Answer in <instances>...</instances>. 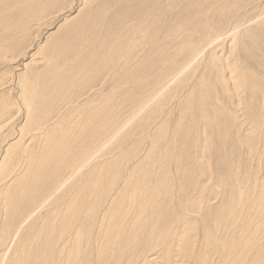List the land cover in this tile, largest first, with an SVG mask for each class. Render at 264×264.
Returning a JSON list of instances; mask_svg holds the SVG:
<instances>
[{
  "label": "bare ground",
  "instance_id": "obj_1",
  "mask_svg": "<svg viewBox=\"0 0 264 264\" xmlns=\"http://www.w3.org/2000/svg\"><path fill=\"white\" fill-rule=\"evenodd\" d=\"M70 1L0 0V264H264V5Z\"/></svg>",
  "mask_w": 264,
  "mask_h": 264
},
{
  "label": "rangeland",
  "instance_id": "obj_2",
  "mask_svg": "<svg viewBox=\"0 0 264 264\" xmlns=\"http://www.w3.org/2000/svg\"><path fill=\"white\" fill-rule=\"evenodd\" d=\"M98 1V0H97ZM147 1H150V0H147ZM258 1V3L256 2L255 4L253 3V4H251L250 6H246L245 8L246 9H248V10H250V11H248L249 13H251L252 14V12H254V13H256V12H259V9H262L263 8V5L264 4H262L261 2H262V0L261 1H259V0H257ZM73 2V3H72ZM70 1L69 3H68V6H67V8H65V9H62V10H60V13H55V14H53V15H49V16H46V17H44V21H40V24H39V26H38V28H37V32L38 33H36V34H34L35 36L29 41V42H26V43H31V41H32V43L31 44H33L34 43V39L35 40H37L39 37V35L41 34V31H45V33H47L48 31H46V30H48L49 29V32H53V31H56V25H58V24H61L62 22H63V18H61V20H59V22L56 24V25H51V23L53 22L52 20L54 19V17L56 18L57 16H59L61 13H63V14H68V10L70 9V7H73L72 5H74V4H77V6L79 7L77 10L74 8L73 10H71V13H69V14H71L70 16H74V15H76L77 13H78V10L82 7V4L81 3H79L77 0H73V1ZM76 2V3H75ZM72 3V4H71ZM94 2H92V4H93ZM261 3V4H260ZM95 4V3H94ZM259 6H258V5ZM262 5V6H261ZM256 6V7H255ZM252 7V8H251ZM252 9V11H251V9ZM257 8V9H256ZM257 11H256V10ZM85 10H87V7H84L83 9H82V11H81V13L79 14V15H77V17L78 16H80V15H82V14H84L85 13ZM247 12V13H248ZM246 13V14H247ZM250 14V15H251ZM50 27H51V29H50ZM55 27V28H54ZM48 28V29H47ZM62 31H64V30H62ZM62 31L61 32H59V33H62ZM58 32H55V34H54V36H53V38H58L61 34H59V35H56ZM48 34V33H47ZM36 35H38V36H36ZM52 38V39H53ZM35 45H36V43H34ZM228 46V47H227ZM227 46L225 45L224 46V50H226L227 48V50L226 51H224V53L226 54V53H229L228 51H229V49H230V47H229V44H227ZM47 47H48V45L45 47V49H43L42 51H41V53H39L38 54V56H40V55H42V56H44V54L46 53V50H47ZM227 47V48H226ZM211 51V50H210ZM218 51H220L219 49H218ZM23 52V51H22ZM21 52V53H22ZM221 52V51H220ZM20 54V53H19ZM23 54V53H22ZM221 55H222V53H220ZM204 56H203V58L205 59V58H207L209 55H208V53H204L203 54ZM230 55V54H229ZM228 55V56H229ZM11 55H9V56H7L6 57V55L5 54H3L2 52H0V63L2 64V63H7V62H9V63H12V62H15L16 60H10V59H14V58H9ZM18 56H20L21 57V54L20 55H18ZM37 56V57H38ZM232 60V59H231ZM28 61H30L29 59H28ZM42 61V60H41ZM41 61H39V62H41ZM242 61H244L245 63H248V62H250V60L249 59H247V58H245L243 55H242ZM0 64V69H2L3 68V64L1 65ZM38 64H41V63H38ZM11 68V67H10ZM11 70H13L12 68H11ZM203 66L201 65V66H199V68L197 69V73H202L203 71ZM227 70V72H228V69H226ZM11 72V71H10ZM5 73V72H4ZM4 73H0V81L1 80H3V82H6V84L4 83V84H2V85H0V92L1 91H4L5 90V93L7 92V96H8V94L10 95V97H11V99H17L18 97V93L19 92H17L16 90H17V87H16V81L15 80H13L14 78L12 77V76H14V74L11 72V73H9V77L7 78L6 77V75L4 74ZM205 73H208V71H205ZM2 74H4V75H2ZM214 75H215V73H214ZM2 76H4V78L2 77ZM186 77L187 76H181V78H180V80L178 81L179 83H180V81H181V79L183 80V79H186ZM9 81V82H8ZM15 84H13L12 82ZM191 81H193V79L191 80ZM1 84V83H0ZM11 84V85H10ZM9 86V87H8ZM14 88V89H13ZM7 89H9V91L7 90ZM14 91V92H13ZM16 91V92H15ZM9 92V93H8ZM169 92V91H168ZM10 93H12V94H10ZM14 94H15V96H14ZM13 97V98H12ZM151 108L153 107V105H151L150 106ZM126 116H127V113H123V112H121V117H122V119L124 120V122L122 123L123 125L125 124V119H126ZM133 123L130 125L131 126V128H127L125 131H122L120 134H119V136H117L116 135V137H114L113 139V141L111 142V143H109L108 145H107V147H106V149L105 150H110V151H115V152H121L122 150L121 149H123V148H125V147H127L128 146V143H129V140H130V138H128L127 137V135H126V133L129 131V129H132V127H133ZM232 137H233V135H229L228 136V138H227V140H226V142H227V145H226V148L228 149V152L229 151H232L233 149H236L237 151H238V153H239V159H240V161H244V159L246 158V156H247V147H248V151H250V149H252V148H255V143L256 142H258L259 143V141H262V140H260L259 138H260V136L258 137V140H254L255 141V143L253 144V146L251 147V145H247V146H240V147H238V146H233L232 144H231V139H232ZM150 139V143H151V138H149ZM150 143H149V145H150ZM148 143L147 142H144L143 143V145L144 146H146ZM149 145H147V146H149ZM261 145V144H260ZM146 146V147H147ZM250 146V147H249ZM136 150H137V148H135ZM256 149V148H255ZM124 150V149H123ZM182 151H185V147L183 148V150ZM211 161V163L213 162V160L211 159L210 160ZM18 167L19 166H15V165H12V168H10V170H11V172H10V170L6 167V168H4V170H5V173H4V175H8L9 173H10V175H9V178L15 173V171H17L18 172ZM199 180V182L201 183V184H203V185H205V192H204V194L206 195V196H211V198L213 197V195H210V193H211V189L213 188V184H214V180H210V175H205L203 178H199L198 179ZM223 199V195H221V194H219L217 197L215 196V198H214V200H215V202H217V201H221ZM213 200V201H214ZM1 210V209H0ZM14 210H16V209H14ZM34 221H37V219L36 220H32V221H30L29 220V222H28V224L30 225V224H32V223H35ZM231 224H229V225H227L228 227L230 226ZM222 235L223 234H220V235H218V239H220V238H222ZM194 243H195V246L196 247H198L199 246V244H200V237L199 236H197L195 239H194ZM155 251H157V250H155ZM160 252V251H159ZM153 253V252H152ZM153 256H157V254H154V255H150L149 257H148V259H150V258H152ZM187 256H185V257H183V256H178V257H176V259L178 260V264H188V262H190V259L189 258H186ZM210 258L212 259V261H213V263L212 264H218L219 263V261L217 262V260H216V255H214V253H212L211 254V256H210ZM214 258V259H213ZM155 259H157V261H155L153 264H168V260L166 259V256L161 252L160 253V256H157ZM170 264V263H169Z\"/></svg>",
  "mask_w": 264,
  "mask_h": 264
}]
</instances>
